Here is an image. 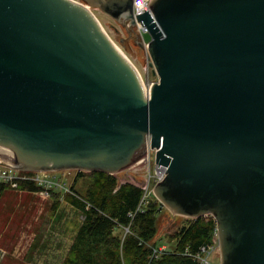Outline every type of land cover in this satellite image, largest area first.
Segmentation results:
<instances>
[{
    "label": "water",
    "instance_id": "obj_1",
    "mask_svg": "<svg viewBox=\"0 0 264 264\" xmlns=\"http://www.w3.org/2000/svg\"><path fill=\"white\" fill-rule=\"evenodd\" d=\"M0 0V156L23 172L117 175L217 224L221 264H264V0ZM143 24L153 83L116 30ZM144 44L146 43L143 39Z\"/></svg>",
    "mask_w": 264,
    "mask_h": 264
},
{
    "label": "trees",
    "instance_id": "obj_2",
    "mask_svg": "<svg viewBox=\"0 0 264 264\" xmlns=\"http://www.w3.org/2000/svg\"><path fill=\"white\" fill-rule=\"evenodd\" d=\"M86 173L90 176L86 194L72 187L82 200L67 197L82 210L83 221L62 264H198L192 255L212 243L217 229L213 217L187 219L169 236L175 242L172 250L154 257L159 247L153 241L163 205L157 199L142 204L143 189L130 182L119 183L116 175ZM84 174L81 171L77 177ZM27 189L37 191L33 186ZM52 198L56 209L60 196L53 192Z\"/></svg>",
    "mask_w": 264,
    "mask_h": 264
},
{
    "label": "rangeland",
    "instance_id": "obj_3",
    "mask_svg": "<svg viewBox=\"0 0 264 264\" xmlns=\"http://www.w3.org/2000/svg\"><path fill=\"white\" fill-rule=\"evenodd\" d=\"M73 1L85 4L83 0ZM90 10L94 15L109 22L116 30L124 48L139 69L144 87L148 88L152 83L157 82L158 77L153 76L151 59L147 50L149 34H145L146 43L144 44L142 34L137 28L128 27V24L114 20L100 9L90 7ZM148 171L153 173L154 165L147 166L144 162L121 173L129 178L134 177L136 183L142 181L144 185ZM79 172L81 171L65 170L46 172V174L59 177L64 174L63 180L67 185L74 187L79 194L85 195L90 176L85 172L84 177H77ZM116 176L120 183L123 178L119 173ZM124 182L135 184L132 181L122 183ZM152 199L157 198L153 196L149 200ZM53 205L54 203L42 196L40 192L25 191L20 195L11 189L4 191L0 196V264L63 263L82 224L83 212L70 203H63L56 209H53ZM186 222L187 218L173 215L163 206L158 216V232L153 243L158 247H165L168 251L172 250L175 242H172L169 236ZM211 259L213 264H221L220 249L212 255Z\"/></svg>",
    "mask_w": 264,
    "mask_h": 264
},
{
    "label": "built area",
    "instance_id": "obj_4",
    "mask_svg": "<svg viewBox=\"0 0 264 264\" xmlns=\"http://www.w3.org/2000/svg\"><path fill=\"white\" fill-rule=\"evenodd\" d=\"M133 10L134 16H137L151 11V6L147 0H133ZM136 28L142 34V38L144 39L145 34H148L147 29L143 26V24L136 22ZM153 85V83H152ZM151 86L148 88L145 87L146 92L149 94ZM156 153L157 150L152 149L148 146V153L145 158V164L150 166L154 165V172L151 173L148 171V176L146 177V182L144 185H148V187H152L160 183L164 177L166 176V169L161 168L156 165ZM69 171V170H68ZM65 175L62 177L59 176H49L46 172H23L15 169L9 162L3 160L0 156V190L2 189H11L16 191L27 190L29 187H35L38 192H40L44 197L51 199L53 192L59 194L60 199L66 198L68 196H73L77 199L82 198L73 190L72 187H69L67 183L63 180ZM144 191V196L142 199V204H146L149 199H151L154 195H152L145 188L141 187ZM87 209L90 208V205L86 203ZM211 216V215H209ZM212 217V216H211ZM220 249L219 240H218V232L216 229L214 238L212 243L206 247L201 248V250L196 254L192 255V257L197 260L198 264H213L212 255ZM166 248L159 247L154 250V257L161 256ZM191 255V254H190Z\"/></svg>",
    "mask_w": 264,
    "mask_h": 264
},
{
    "label": "crops",
    "instance_id": "obj_5",
    "mask_svg": "<svg viewBox=\"0 0 264 264\" xmlns=\"http://www.w3.org/2000/svg\"><path fill=\"white\" fill-rule=\"evenodd\" d=\"M5 190H7V189H2V190H1V192H0V196L4 193ZM9 190H10V189H9ZM12 191H16V190H12ZM25 191H31V189H27V190H23V191H16V192H18V194L21 195V193L23 194V193H25ZM31 192H33V193H37L38 191H31ZM42 196H43V195H42ZM50 200L54 203V199H53V198H51ZM61 202H62V203H61ZM63 203H69L67 197L64 198V199L61 198V199H60V202L57 204V206H59V208H60L61 205H62ZM57 211H58V209H57ZM50 228H51V226H50Z\"/></svg>",
    "mask_w": 264,
    "mask_h": 264
},
{
    "label": "flooded vegetation",
    "instance_id": "obj_6",
    "mask_svg": "<svg viewBox=\"0 0 264 264\" xmlns=\"http://www.w3.org/2000/svg\"><path fill=\"white\" fill-rule=\"evenodd\" d=\"M128 27H131V28H136V26H135V27H133V26H130L129 22H128Z\"/></svg>",
    "mask_w": 264,
    "mask_h": 264
}]
</instances>
